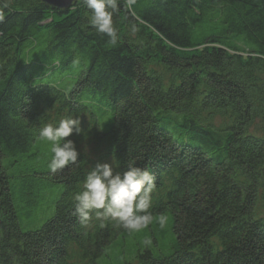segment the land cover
I'll list each match as a JSON object with an SVG mask.
<instances>
[{
  "label": "trees",
  "instance_id": "1",
  "mask_svg": "<svg viewBox=\"0 0 264 264\" xmlns=\"http://www.w3.org/2000/svg\"><path fill=\"white\" fill-rule=\"evenodd\" d=\"M118 4L111 45L82 0H0V264H264V0ZM67 116L53 175L38 130ZM98 162L154 175L152 224L79 220Z\"/></svg>",
  "mask_w": 264,
  "mask_h": 264
},
{
  "label": "clouds",
  "instance_id": "2",
  "mask_svg": "<svg viewBox=\"0 0 264 264\" xmlns=\"http://www.w3.org/2000/svg\"><path fill=\"white\" fill-rule=\"evenodd\" d=\"M82 3L89 10L90 27L106 35L111 45H116L118 36L113 17L119 11L118 0H82ZM133 3L135 0H128L129 7ZM132 31H136L135 26ZM81 130V119L72 116L39 128L37 138L50 145L47 167L51 174L69 165L78 166L80 153L70 137L80 134ZM155 187V177L147 168L130 163L127 170L119 172L109 162H98L85 176L83 189L74 196V214L82 223L88 222L94 214L96 219L111 221L130 233L139 232L153 223L149 210ZM156 222L164 228L167 217L160 215Z\"/></svg>",
  "mask_w": 264,
  "mask_h": 264
},
{
  "label": "water",
  "instance_id": "3",
  "mask_svg": "<svg viewBox=\"0 0 264 264\" xmlns=\"http://www.w3.org/2000/svg\"><path fill=\"white\" fill-rule=\"evenodd\" d=\"M46 4H49L55 8H66L71 5L73 0H43Z\"/></svg>",
  "mask_w": 264,
  "mask_h": 264
},
{
  "label": "rangeland",
  "instance_id": "4",
  "mask_svg": "<svg viewBox=\"0 0 264 264\" xmlns=\"http://www.w3.org/2000/svg\"><path fill=\"white\" fill-rule=\"evenodd\" d=\"M132 264H136V262L134 261V262H132Z\"/></svg>",
  "mask_w": 264,
  "mask_h": 264
}]
</instances>
